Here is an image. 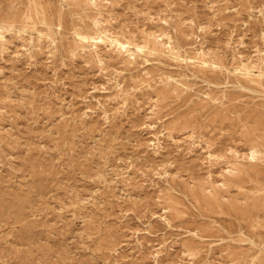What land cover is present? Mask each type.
<instances>
[{
	"label": "rangeland",
	"instance_id": "rangeland-1",
	"mask_svg": "<svg viewBox=\"0 0 264 264\" xmlns=\"http://www.w3.org/2000/svg\"><path fill=\"white\" fill-rule=\"evenodd\" d=\"M0 29V264H264V0H0Z\"/></svg>",
	"mask_w": 264,
	"mask_h": 264
},
{
	"label": "bare ground",
	"instance_id": "bare-ground-1",
	"mask_svg": "<svg viewBox=\"0 0 264 264\" xmlns=\"http://www.w3.org/2000/svg\"><path fill=\"white\" fill-rule=\"evenodd\" d=\"M0 30H1V29H0ZM84 38H85V36H84ZM90 38H91V37H90ZM81 39H82V38H81ZM90 40H91V39H89V41H90ZM83 42H84V41H83ZM93 42H94V41H93ZM93 42H92V43H93ZM90 43H91V42H90ZM121 49H122V48H121Z\"/></svg>",
	"mask_w": 264,
	"mask_h": 264
}]
</instances>
